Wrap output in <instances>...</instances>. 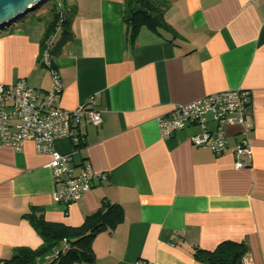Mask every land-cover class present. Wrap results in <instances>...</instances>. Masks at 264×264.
Here are the masks:
<instances>
[{
	"label": "crops",
	"instance_id": "1",
	"mask_svg": "<svg viewBox=\"0 0 264 264\" xmlns=\"http://www.w3.org/2000/svg\"><path fill=\"white\" fill-rule=\"evenodd\" d=\"M72 38L54 57L63 86L61 106L99 111L100 126L80 124L83 145L56 142L79 172L98 175L80 201L53 200L48 165L32 142L22 152L0 147V261L43 241L27 218L76 227L102 201L120 205L125 219L93 242L95 264H202L195 249L224 241L246 242L243 264H264V0H170L165 18L174 33L143 28L133 46L124 0H64ZM42 14L0 33V83L26 80L46 91L51 73L41 62ZM60 33L54 36L58 41ZM245 90L252 129L225 128L222 155L195 147L190 125L163 138L158 118L212 94ZM210 131L216 130L211 117ZM246 140L248 166L235 168ZM105 175V179L100 176Z\"/></svg>",
	"mask_w": 264,
	"mask_h": 264
},
{
	"label": "built area",
	"instance_id": "2",
	"mask_svg": "<svg viewBox=\"0 0 264 264\" xmlns=\"http://www.w3.org/2000/svg\"><path fill=\"white\" fill-rule=\"evenodd\" d=\"M41 62L51 73L48 90L30 87L24 79L14 84L0 83V147L22 152L25 143L32 142L37 154L50 156L48 167L55 185L53 200L70 206L91 191L98 175L89 164L77 172L71 156L58 152L55 144L62 139L70 140L74 146L83 144L76 128L82 123L100 126L103 118L99 111L86 105L73 111L63 109V86L53 61L45 53ZM250 105V95L245 90L220 92L175 108L169 115L158 118V125L165 139L190 125H198L201 133L191 138L192 144L222 155L229 148L226 127L237 126L244 136L252 129L248 120ZM210 117L216 124L214 131L207 128ZM234 155L236 169L248 166L251 153L245 139ZM100 177L105 179V175Z\"/></svg>",
	"mask_w": 264,
	"mask_h": 264
},
{
	"label": "trees",
	"instance_id": "3",
	"mask_svg": "<svg viewBox=\"0 0 264 264\" xmlns=\"http://www.w3.org/2000/svg\"><path fill=\"white\" fill-rule=\"evenodd\" d=\"M124 4V22L131 46L135 44L143 28L154 33H174L165 18L170 0H124ZM70 12L62 2L47 11L48 16L43 19L45 34L41 43V58L47 53L53 61L72 38ZM57 32L60 33V38L54 42ZM27 218L43 241L41 247L17 249L10 259L1 260V264H95V238L100 233L113 232L123 223L125 212L120 205L104 200L98 211L87 216L76 227L47 222L43 215L34 213L27 215ZM248 251L246 242L224 241L214 250L195 249L193 257L202 264H243Z\"/></svg>",
	"mask_w": 264,
	"mask_h": 264
},
{
	"label": "water",
	"instance_id": "4",
	"mask_svg": "<svg viewBox=\"0 0 264 264\" xmlns=\"http://www.w3.org/2000/svg\"><path fill=\"white\" fill-rule=\"evenodd\" d=\"M51 0H0V32L23 20Z\"/></svg>",
	"mask_w": 264,
	"mask_h": 264
},
{
	"label": "rangeland",
	"instance_id": "5",
	"mask_svg": "<svg viewBox=\"0 0 264 264\" xmlns=\"http://www.w3.org/2000/svg\"><path fill=\"white\" fill-rule=\"evenodd\" d=\"M59 2H62V3L65 4L64 0H51V1L47 2L44 6H42L40 9L35 10V11L29 13L25 18L26 19H29V18L35 16L36 14H40V13H43L44 11L51 10ZM2 33H3V31H2Z\"/></svg>",
	"mask_w": 264,
	"mask_h": 264
}]
</instances>
